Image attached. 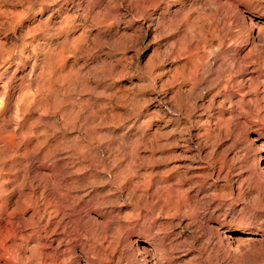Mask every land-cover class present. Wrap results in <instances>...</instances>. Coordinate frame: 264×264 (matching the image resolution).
<instances>
[{
  "label": "rangeland",
  "instance_id": "rangeland-1",
  "mask_svg": "<svg viewBox=\"0 0 264 264\" xmlns=\"http://www.w3.org/2000/svg\"><path fill=\"white\" fill-rule=\"evenodd\" d=\"M263 93L264 0H0V264H264Z\"/></svg>",
  "mask_w": 264,
  "mask_h": 264
},
{
  "label": "bare ground",
  "instance_id": "bare-ground-1",
  "mask_svg": "<svg viewBox=\"0 0 264 264\" xmlns=\"http://www.w3.org/2000/svg\"><path fill=\"white\" fill-rule=\"evenodd\" d=\"M249 17V16H248ZM253 18V17H252ZM249 21L251 22V18H249ZM247 25H249V24H247ZM260 33V31L258 32V34ZM262 35V34H261ZM258 37V36H257ZM259 38V37H258ZM258 41V40H257ZM223 43V42H222ZM218 45V44H217ZM220 45H222L221 43H220ZM224 45V44H223ZM219 47V46H218ZM253 47V46H252ZM221 48H223V47H221ZM226 48V47H225ZM224 48V49H225ZM227 49V48H226ZM225 49V50H226ZM253 49V48H252ZM223 50V49H222ZM225 50H224V52H225ZM250 52V51H249ZM248 52V53H249ZM214 53H215V51H214ZM216 53H217V50H216ZM228 53V52H227ZM240 53V52H239ZM221 54V53H220ZM223 54V53H222ZM237 54V53H236ZM224 55V54H223ZM222 55V56H223ZM247 55V54H246ZM221 56V55H220ZM222 56L220 57L221 59H223L222 58ZM247 56H249V54L247 55ZM246 56V57H247ZM226 57V56H225ZM224 57V58H225ZM245 57V56H244ZM217 58V57H216ZM221 59H220V61H221ZM224 60V59H223ZM223 62H225V60L223 61ZM206 63V62H205ZM207 64V63H206ZM209 64V63H208ZM212 64H214V63H212ZM221 65V64H220ZM208 67V69H209V67H210V69H212L211 68V64L210 65H205V67ZM215 67V66H214ZM216 68V67H215ZM209 69V70H210ZM199 72V71H198ZM264 94V93H263ZM257 97V96H256ZM262 99H264V98H262ZM254 102H255V100H254ZM262 102V101H261ZM259 104V103H258ZM260 105V104H259ZM255 106H256V104H255ZM259 111V110H258ZM237 112V111H236ZM238 114V113H237ZM236 114V115H237ZM241 114V113H240ZM239 114V115H240ZM243 117H244V115H243ZM242 118V117H241ZM246 119V118H245ZM241 120V119H240ZM248 123V122H247ZM244 126H245V123H244ZM246 127V126H245ZM250 128H252L251 126H250ZM249 129V128H248ZM263 159H264V155H263V157H262ZM255 160V159H254ZM264 161V160H263ZM262 161V162H263ZM257 162V161H256ZM264 163V162H263ZM257 164H260V163H257ZM255 166H256V164H254ZM253 165V166H254ZM261 165H262V163H261ZM260 166V165H259ZM258 167V166H257ZM256 167V168H257ZM261 167V166H260ZM255 168V170H254V168H253V170H252V167H251V171H253V173L255 172L256 174L257 173H260L259 172V170H260V168L258 167L257 169ZM262 170V169H261ZM263 173V172H262ZM252 175V174H251ZM249 177V176H248ZM256 177H258V176H256ZM263 177H264V174H263ZM262 178V177H261ZM250 179H252V177L250 178L249 177V181H250ZM258 180V179H257ZM263 180H264V178H263ZM259 181V180H258ZM257 181V182H258ZM166 182V181H165ZM253 182V181H252ZM251 182V183H252ZM254 182H255V180H254ZM256 182V183H257ZM255 183V184H256ZM259 183V182H258ZM259 185H262V184H260L259 183ZM264 186V185H263ZM264 188V187H263ZM166 190L168 191V188H166ZM263 190V189H262ZM264 193V192H263ZM262 193H260V195H261ZM180 195H181V193H180ZM258 195V194H257ZM170 196V195H169ZM263 196V195H262ZM75 201H73L72 202V204L74 203ZM164 202V204L167 206V200H164L163 201ZM82 203V202H81ZM183 203V202H182ZM176 204V203H175ZM178 204V203H177ZM264 204V203H263ZM262 204V205H263ZM69 205V204H68ZM163 205V204H162ZM169 205V204H168ZM83 207V206H82ZM81 207V208H82ZM195 207V206H194ZM63 208V207H62ZM67 208V207H66ZM65 208V209H66ZM70 208V207H69ZM78 208V207H77ZM177 208H178V210H180V208H179V206L177 205ZM177 208H173V213H175L176 211H178L177 210ZM71 209V208H70ZM79 209V208H78ZM86 209V208H85ZM64 210V209H63ZM74 210H75V208H74ZM77 210V209H76ZM68 211V210H67ZM69 211H71V210H69ZM181 215L183 216V218H184V216L186 215V212L187 211H189L190 212V215H192V216H194L193 218H192V221L190 222V223H188V224H185L186 226H189V225H191V224H194V223H197L196 221H197V219L199 218V222L198 223H200L203 227H206V228H208L209 230H211V233L213 234V236H214V239H215V242H217V244H218V248L216 249L218 252H221V255H222V257H221V264H228V262L230 261V259H229V253H231L229 250H228V248H230V247H232V249L233 250H235L236 252L237 251H239V252H244V242H245V239L243 238V236L242 235H237L233 240H230L229 239V237L226 235V233H224L223 231H222V229H221V224H219V223H213L212 221H211V219H210V217L209 216H207V215H204V214H198V212L197 211H195L194 210V208L192 207V206H190V205H186V206H184L183 208H181ZM76 211H74V213H75ZM59 213V212H58ZM62 213H64V212H62ZM67 213V212H66ZM72 213V212H71ZM79 213H80V211H79ZM245 213V212H244ZM243 213V214H244ZM247 213V212H246ZM249 213V212H248ZM70 214V213H69ZM217 214V213H216ZM57 215V214H56ZM61 215V214H60ZM79 215H81V214H79ZM78 215V216H79ZM188 215H189V213H188ZM245 215V214H244ZM250 216H251V214H249ZM54 216V215H53ZM77 216V217H78ZM246 216V215H245ZM244 216V217H245ZM49 217V216H48ZM51 217V216H50ZM55 217V216H54ZM54 217H51V218H54ZM73 217V216H72ZM85 217H87V216H85ZM186 217V216H185ZM220 216H218V218H219ZM248 217V216H247ZM58 218V217H57ZM57 218H55V219H57ZM62 218V217H61ZM64 218V217H63ZM190 218V217H189ZM241 218V217H240ZM246 218V217H245ZM244 218V219H245ZM250 218V217H249ZM253 218V217H252ZM54 219V220H55ZM82 219V216H81V218H80V220ZM215 219H217V217L215 218ZM243 219V218H242ZM243 219V220H244ZM48 220H50V218L48 219ZM62 220V219H61ZM64 220V219H63ZM70 220V219H69ZM78 220H79V218H78ZM251 220V219H250ZM249 220V221H250ZM187 221H189V220H187ZM215 221V220H214ZM248 221V222H249ZM59 222H61V221H56L55 222V225H58V223ZM63 222V221H62ZM54 223V222H53ZM69 222H67V224H68ZM195 225V224H194ZM200 225V226H201ZM256 225V224H255ZM258 227V226H257ZM224 228V227H223ZM78 230V229H77ZM249 230V229H248ZM262 231V230H261ZM65 232V231H64ZM197 232V231H196ZM81 233V232H80ZM211 234V235H212ZM258 236V235H257ZM190 238V237H189ZM209 238H210V236H209ZM68 240V239H67ZM254 240H257V239H254ZM78 241V240H77ZM206 241H209V239L208 240H206ZM211 241V240H210ZM257 241H259V240H257ZM261 241V240H260ZM67 243H69V240L67 241ZM66 243V244H67ZM184 243V242H183ZM246 243V242H245ZM250 243H253V242H250ZM250 243H249V246L250 247H252L251 245H250ZM255 243H257V242H255ZM264 243V242H263ZM70 244V243H69ZM75 244V243H74ZM80 244V243H79ZM149 243L148 242H146L145 244H143L142 246H141V249H136V251H135V249H132V250H134L135 252H131V254H130V256H131V263H129V264H133V262H136V263H138V264H156L155 262H154V260H153V257H152V254L153 253H151V250H150V247H149V245H148ZM216 244V245H217ZM212 245V244H211ZM254 246H255V244H253ZM260 245V244H259ZM262 245V244H261ZM264 245V244H263ZM79 246V245H78ZM82 246H83V244H82ZM85 246V245H84ZM83 246V247H84ZM248 246V247H249ZM71 247V246H70ZM76 247V246H75ZM96 247V246H95ZM137 247H139V246H137ZM187 247V246H186ZM209 247V246H208ZM184 248V247H183ZM206 248V247H205ZM214 248V247H213ZM253 248V247H252ZM82 250H84V249H82ZM131 250H129V252H130ZM138 251V252H137ZM212 251V250H211ZM229 251V252H228ZM76 252V251H75ZM82 252V251H81ZM141 252V253H140ZM216 252V251H215ZM235 252V253H236ZM245 252H247V251H245ZM244 252V253H245ZM212 253V252H211ZM234 253V254H235ZM238 253V252H237ZM144 254V255H143ZM233 254V253H232ZM233 254V255H234ZM220 255V254H219ZM220 255V256H221ZM235 255H237V254H235ZM234 255V256H235ZM239 255V254H238ZM249 255H250V252H249ZM233 256V257H234ZM241 256V255H240ZM251 256V255H250ZM249 256V257H250ZM85 257V256H84ZM128 257V256H127ZM139 257H141L140 259H139ZM237 257H239V256H237ZM236 257V258H237ZM96 258V257H95ZM220 258V257H219ZM80 259V258H79ZM128 259V260H129ZM173 259V258H172ZM85 260V259H84ZM240 260V259H239ZM241 260H244V257L241 259ZM241 260H240V262H241ZM58 261V260H57ZM93 261V260H92ZM232 261V260H231ZM235 261V260H234ZM238 261V260H237ZM105 262V261H104ZM239 262V261H238ZM96 263V262H95ZM237 263V262H236ZM53 264H57L56 263V261L54 260V263ZM59 264H61L60 262H59Z\"/></svg>",
  "mask_w": 264,
  "mask_h": 264
}]
</instances>
